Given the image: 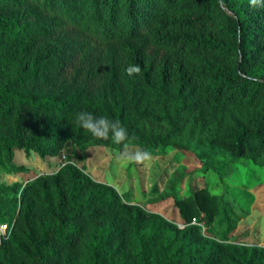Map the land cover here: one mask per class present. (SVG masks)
<instances>
[{
	"label": "trees",
	"instance_id": "1",
	"mask_svg": "<svg viewBox=\"0 0 264 264\" xmlns=\"http://www.w3.org/2000/svg\"><path fill=\"white\" fill-rule=\"evenodd\" d=\"M138 65V75L125 69ZM119 121L142 147L169 140L264 161V8L249 0H0V164L110 144L76 113ZM173 186V185H172ZM171 186V187H172ZM70 158L0 184V264H264L229 241L245 214L205 187L178 221L129 201ZM177 222L180 224L178 225Z\"/></svg>",
	"mask_w": 264,
	"mask_h": 264
},
{
	"label": "rangeland",
	"instance_id": "2",
	"mask_svg": "<svg viewBox=\"0 0 264 264\" xmlns=\"http://www.w3.org/2000/svg\"><path fill=\"white\" fill-rule=\"evenodd\" d=\"M11 167L0 164V184L23 185L35 176L55 171L70 158L94 180L110 184L129 201L178 221L174 198L205 187L240 207L241 216L228 239L240 243L262 244L264 237V161L238 156L203 142L171 139L163 147H142L130 141L115 147L110 144L66 143L54 154L40 155L19 146L11 147ZM147 151L149 160L125 164L118 159L124 152ZM173 185V186H172ZM172 186V187H171ZM178 225H180L177 222ZM10 221L0 222V237Z\"/></svg>",
	"mask_w": 264,
	"mask_h": 264
},
{
	"label": "clouds",
	"instance_id": "3",
	"mask_svg": "<svg viewBox=\"0 0 264 264\" xmlns=\"http://www.w3.org/2000/svg\"><path fill=\"white\" fill-rule=\"evenodd\" d=\"M252 8H264V0H249ZM141 69L138 65H129L125 69L128 76L138 75ZM76 123L87 133L96 139H111L115 144H126L129 140L127 129L119 121H112L105 117H95L90 112L81 111L76 113ZM151 154L147 151H136L134 153L124 152L119 154L118 159L125 164L143 163L149 160Z\"/></svg>",
	"mask_w": 264,
	"mask_h": 264
}]
</instances>
